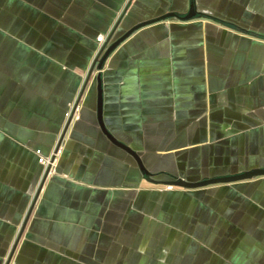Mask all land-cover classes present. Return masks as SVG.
<instances>
[{
  "label": "crops",
  "instance_id": "obj_1",
  "mask_svg": "<svg viewBox=\"0 0 264 264\" xmlns=\"http://www.w3.org/2000/svg\"><path fill=\"white\" fill-rule=\"evenodd\" d=\"M98 73L106 129L150 174L101 129ZM75 99L45 173L35 150L52 152ZM255 168L264 0H0V264H264V175L151 181Z\"/></svg>",
  "mask_w": 264,
  "mask_h": 264
},
{
  "label": "water",
  "instance_id": "obj_2",
  "mask_svg": "<svg viewBox=\"0 0 264 264\" xmlns=\"http://www.w3.org/2000/svg\"><path fill=\"white\" fill-rule=\"evenodd\" d=\"M195 14L194 7L192 6L189 13L185 15L183 18L188 19L191 18ZM170 16H175L174 13H168L160 17L159 19L167 18ZM159 19H152L148 21H144L142 23H139L135 25L134 27L130 28L128 31H126L123 35L118 37L112 42H109L108 40L100 49L97 57L94 60L93 63V69L96 68L98 70H101L103 67V64L109 54L125 39L127 38L133 31L140 28L141 26H144L148 23H151L155 20ZM97 118L99 125L103 132L107 135V137L116 145L120 146L121 148L125 149L127 152H129L137 161L140 169L146 173L150 174L148 170L145 168V166L142 163V160L140 156L135 152L133 149L125 145L124 143L120 142L118 139H116L105 127L103 122V116H102V104H103V98H102V85H101V74H97ZM264 175V168H255L252 170L244 171L242 173L228 175V176H221V177H208L201 179L199 181H188L186 179H183L181 177H173L171 180H164V181H158L151 179L154 183H162V184H169L171 186H178V187H184V188H196L201 186H206L209 184H215V183H224V182H233L237 180H243V179H249L256 176Z\"/></svg>",
  "mask_w": 264,
  "mask_h": 264
},
{
  "label": "built area",
  "instance_id": "obj_3",
  "mask_svg": "<svg viewBox=\"0 0 264 264\" xmlns=\"http://www.w3.org/2000/svg\"><path fill=\"white\" fill-rule=\"evenodd\" d=\"M97 41L99 43L104 42L105 36L102 34L98 35ZM79 118H80V111H79L78 99H75L74 102L68 107L65 113V120L62 124L58 141L54 146L52 152L49 155H44L41 153L39 149L35 150V153L37 154L38 157V161L43 165L45 173H51L53 171L55 160L62 151V141L64 139V135L68 130V128L70 127L71 123ZM168 187L171 188L172 186L169 185Z\"/></svg>",
  "mask_w": 264,
  "mask_h": 264
}]
</instances>
